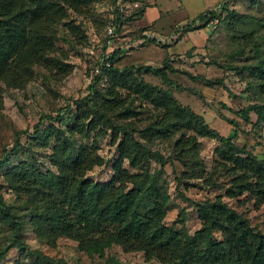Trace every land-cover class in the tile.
<instances>
[{"label": "trees", "instance_id": "obj_1", "mask_svg": "<svg viewBox=\"0 0 264 264\" xmlns=\"http://www.w3.org/2000/svg\"><path fill=\"white\" fill-rule=\"evenodd\" d=\"M101 1L0 0V97L1 82L7 86L24 87L35 75V64L48 69L56 67L62 74H68L71 71L69 63L55 61L48 55L56 46L55 25L65 21L69 9L82 13L93 3ZM227 2L224 0L219 9H206L189 19L184 30L205 27L215 17L220 21L226 20L234 28L246 22L247 15L229 9ZM144 10V7L138 9L133 18L142 17ZM104 21L106 25V16ZM69 26L75 29L73 23L70 22ZM123 54L124 51L116 48L109 57L111 64L103 65L95 76L96 82L102 73H108L109 87L105 94L96 91L94 82L87 96L71 101L75 110L59 109L55 114L43 115L35 125L34 139H41L44 145L49 144L58 170L43 172L29 161L9 166L3 174L2 184L12 189L16 204L9 203L0 193V220L10 225L16 239L24 228L31 227L41 239L51 241L65 235L78 240L80 247L87 251H102L106 246L118 243L124 250L144 252L145 260L142 262H122L110 257L108 264H264V230L257 228L249 216L220 197L196 203L202 223L193 234L187 230L184 217L179 219L180 227L166 224L163 219L168 210L169 196L160 184V176L167 159L160 155V167L152 174L142 171L143 159L147 158L149 149L141 140L133 138L127 127L112 126L113 141L120 137V156L114 163L111 180L98 182L88 176V171L102 165L105 159L98 151L97 139L91 143L80 142L74 136L89 135L101 122L108 120L109 113L118 112L125 118H137L139 112L128 108L127 104L131 97L140 96L159 110L150 134L167 137L173 131L189 130L190 134L182 131L175 141L174 151L183 160L186 153H193L196 149L200 136L216 137L219 140L217 151L225 161L223 166H230L229 171L233 173L231 187L235 189L230 187L228 194L237 198L238 194L247 193L256 202L264 203V156L253 154L239 145L234 140L236 132L221 134L203 115L189 105H183L170 89L151 84L141 76L142 70L150 69L167 83L180 88L169 78L164 67L130 65L120 68L117 64ZM263 65L264 60L259 61L257 67L249 65L260 80L252 88L249 98L254 101L235 110L253 125L264 124ZM197 76L207 85L225 86L222 79ZM122 89L126 94L121 93ZM258 95L262 102L255 99ZM98 102L101 107L98 105L91 109V104ZM70 105L69 102L67 106L71 108ZM122 107L125 110L119 111ZM100 108L103 111H99ZM68 112L71 117L65 126L60 124L56 127L52 121L40 129V124H44L47 117L63 120ZM252 112L256 114L255 118ZM120 128L124 129L121 136ZM54 134L55 139L50 143ZM16 145L21 146V143L17 140ZM8 160L4 157L0 163L5 164ZM124 160L139 170L125 167ZM26 247L23 246L24 249ZM7 251L8 245L0 247V260ZM28 253L32 258L35 256L33 264H61L41 250ZM152 259L158 262H151ZM15 264L20 263L17 261Z\"/></svg>", "mask_w": 264, "mask_h": 264}, {"label": "rangeland", "instance_id": "obj_2", "mask_svg": "<svg viewBox=\"0 0 264 264\" xmlns=\"http://www.w3.org/2000/svg\"><path fill=\"white\" fill-rule=\"evenodd\" d=\"M188 1L189 12L182 8L178 9L179 6L175 5L174 8L178 10L170 15L177 18L194 17L202 8V1ZM227 1L229 9H236L247 15L246 22L234 28L230 27L226 20H219L218 28L212 33L214 35L205 42V46H200V49L194 52L195 46L187 51L169 55L167 45L160 46L161 42L157 38L149 40L142 46L135 45L129 51L125 50L117 65L120 68L130 65L164 67L169 78L180 88L167 83L150 69L142 70L141 76L151 84L170 89L183 105H189L203 115L221 134L229 135L236 132L234 140L239 145L263 157L264 124L248 123L235 110L254 101L249 99L253 93L252 88L260 81L257 79V72L253 73L249 65L257 67L259 61L264 60V0ZM222 2L224 0H219L218 5L212 9L221 6ZM108 3L106 0L95 2L82 13L69 9L66 23L64 21L55 25L56 46L48 55L55 61L69 63L71 71L68 74H62L56 67L48 69L35 64V75L24 87L7 86L1 82L0 159L7 157L9 160L5 164L0 163V193L9 203L16 204L14 203L16 196L12 189L2 184L3 174L9 166L29 161L43 172L58 170L49 144L44 145L41 139H34L35 125L43 115L55 114L59 109L75 110V105L71 101L88 95L90 86L95 82L97 59L103 48L104 17H107ZM138 19L139 17H131L125 21L122 28L123 40L140 35L143 27ZM70 22L75 29L70 28ZM160 25L157 28L162 29ZM148 43L154 46H149ZM197 75L222 79L225 86L207 85L205 80ZM249 83L252 84L251 87ZM108 87L109 75L102 73L94 88L105 94ZM121 93L124 95L126 91L122 89ZM255 99L262 102L260 95L255 96ZM129 101L127 107L139 112L137 118H125L118 112L109 113L108 120L101 122L89 135L74 136L80 142L91 143L97 139L98 151L105 159L102 165L88 171L89 177L98 182L111 180L114 163L120 156L118 145L120 137L116 142L113 141L112 126L127 127L133 133V138L141 140L149 149L146 152L147 158L143 159L142 171L152 174L160 167V155L162 159H167L160 176V184L169 196L168 210L163 219L166 224L180 227L179 219L184 217L187 230L193 234L202 223L196 203L220 197L230 206L249 216L253 225L264 230V203L256 202L247 193L238 194L237 198L228 194L233 173L229 171L230 166L228 168L223 166L225 161L217 151L219 140L216 137L200 136L196 149L193 153H186L183 160L178 157V152L174 151L175 141L182 131L187 132L186 134L191 132L182 129L173 131L167 137L150 134L159 110L140 96H133ZM69 102L71 108L67 106ZM98 105L100 106L99 102L96 105L92 103L91 109H96ZM123 110L124 107L119 109ZM99 111L103 109L100 108ZM68 113L63 120L47 117L45 123L40 124V129L52 121L56 127L60 124L65 126L71 117ZM252 116L255 118L256 114L252 112ZM118 130L120 136L123 135L124 129ZM55 134L51 136L50 143L54 141ZM17 140L21 146L16 145ZM123 165L132 171L139 170L131 167L128 160H124ZM216 234L220 237L219 232ZM4 245H8V251L0 260V264H15L17 261L20 264H33L35 256L32 258L31 253H28L30 250H41L61 264H108L110 257L122 262L145 260L142 250L127 251L118 243L108 245L102 251H87L80 247L78 240L65 235L46 241L37 237L31 227L24 228L16 239L12 235L10 225L0 220V247ZM25 245L26 249L23 248ZM151 262L158 261L152 259Z\"/></svg>", "mask_w": 264, "mask_h": 264}, {"label": "crops", "instance_id": "obj_3", "mask_svg": "<svg viewBox=\"0 0 264 264\" xmlns=\"http://www.w3.org/2000/svg\"><path fill=\"white\" fill-rule=\"evenodd\" d=\"M144 4V14L141 18L138 19L139 24H142L141 27L145 28L146 26L156 32L158 37H164L165 40L160 41L162 45H167L168 54L171 53H180L187 51L188 49H193V52L200 49V46H205V42L209 40L213 35V29L210 25L202 28L188 29L184 30L185 23L193 18L190 16H183L177 18L176 16H171L170 14L176 10L182 8V10L189 12L190 8L187 3L188 0H141ZM202 8L198 13H193L195 16L200 12L206 9L215 8L218 5L219 0H201ZM179 6L178 9L174 6ZM194 16V17H195ZM165 23L164 25H162ZM146 24V25H145ZM162 26V29L157 28V26ZM142 28V29H143ZM174 36V37H173ZM172 37V38H171ZM139 35L133 39L134 44L141 45L146 42H139ZM149 45V43L147 44ZM154 46V45H149Z\"/></svg>", "mask_w": 264, "mask_h": 264}, {"label": "built area", "instance_id": "obj_4", "mask_svg": "<svg viewBox=\"0 0 264 264\" xmlns=\"http://www.w3.org/2000/svg\"><path fill=\"white\" fill-rule=\"evenodd\" d=\"M107 22L105 25V36L103 39V48L99 55V64L96 67V72L99 73L103 65H110V55L116 48L122 51L130 50L135 46L134 41L137 39H122V28L129 17L135 15V12L142 7L141 0H107ZM144 5V4H143ZM135 17V16H134ZM219 18L215 17L208 23L211 27H216L219 23ZM142 35H139V42H146L149 38H157L159 41H165L164 37H158L156 32L148 27L142 29ZM174 37V36H173ZM172 38V37H171Z\"/></svg>", "mask_w": 264, "mask_h": 264}, {"label": "clouds", "instance_id": "obj_5", "mask_svg": "<svg viewBox=\"0 0 264 264\" xmlns=\"http://www.w3.org/2000/svg\"><path fill=\"white\" fill-rule=\"evenodd\" d=\"M156 39V38H155Z\"/></svg>", "mask_w": 264, "mask_h": 264}]
</instances>
